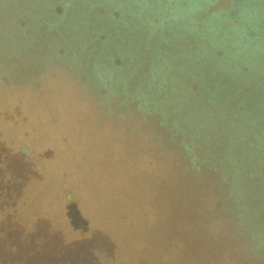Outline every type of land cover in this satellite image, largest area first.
Here are the masks:
<instances>
[{"label":"rangeland","instance_id":"1","mask_svg":"<svg viewBox=\"0 0 264 264\" xmlns=\"http://www.w3.org/2000/svg\"><path fill=\"white\" fill-rule=\"evenodd\" d=\"M237 3L215 0L195 20L238 17ZM48 8L0 0V264H264L207 154L212 142L216 153L222 139L242 137L236 151L259 156V129L229 122L223 136L214 116L191 106L184 116L204 125V148L190 153L162 112L140 101L148 90L101 77L79 54L78 35L65 43L63 29H50L60 10Z\"/></svg>","mask_w":264,"mask_h":264},{"label":"trees","instance_id":"2","mask_svg":"<svg viewBox=\"0 0 264 264\" xmlns=\"http://www.w3.org/2000/svg\"><path fill=\"white\" fill-rule=\"evenodd\" d=\"M47 1L52 13L60 10L49 21L50 29L59 34L63 29L65 35L59 36L65 43L66 35H78L79 54L88 55L87 64L104 69L101 77L109 74V80L128 90L144 86L148 91L139 95L140 101L162 112L189 142L185 144L190 153L204 148L199 143L204 125L191 124L184 116L191 106L214 116L223 126V136L229 122L239 128L247 124L264 136V127H256L260 120L264 126V0H238V17L217 13L211 22L195 16L215 0ZM147 51L151 60L145 67ZM169 89L172 93L164 94ZM204 137L206 141L207 133ZM225 141L218 145L220 152L214 153L215 142L208 146L211 170L229 183L224 195L242 211L239 217L246 221L241 232L264 248V175L258 172L264 151L246 156L234 148L242 137ZM257 144L264 147V137ZM224 222L218 226L232 238Z\"/></svg>","mask_w":264,"mask_h":264}]
</instances>
